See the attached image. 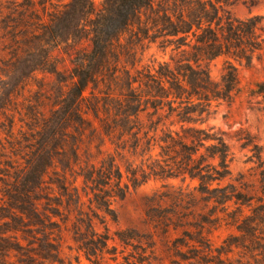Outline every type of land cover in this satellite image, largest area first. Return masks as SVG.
Instances as JSON below:
<instances>
[{
    "label": "trees",
    "instance_id": "trees-1",
    "mask_svg": "<svg viewBox=\"0 0 264 264\" xmlns=\"http://www.w3.org/2000/svg\"><path fill=\"white\" fill-rule=\"evenodd\" d=\"M228 1L166 0L156 7L153 0H102L98 9L95 0H69L43 7L41 15L33 5L9 2L3 52H37L21 83L36 81L38 73L54 80L43 78L34 101L24 99L18 130L0 107L8 122L0 123L6 132L0 148L10 154L0 159L10 178L0 191V264H71L62 249L66 237L91 264H145L150 238L134 231L111 235L108 222L117 220L113 202L150 180L197 181L194 192L213 204L197 222L174 224V230H196H185L178 243L208 246L210 228L223 221L213 218L220 207L227 225L264 240L256 233L264 229V196L246 215L244 207L256 197L221 185L230 175V149L222 132L202 127L215 103H231L241 92L233 67L215 83L210 62L223 55L250 61L264 44L260 19L233 18L223 8ZM143 11L153 15L150 28L142 27ZM66 36L86 39L89 47L75 50L71 68L62 72L50 49ZM146 40L173 46L169 61L139 67L136 50ZM10 75L0 67V84L8 86ZM257 88L264 95V83ZM124 160L122 171L118 161ZM183 198L180 192V204ZM231 202L239 206L228 213ZM148 217L169 233L167 216L164 222Z\"/></svg>",
    "mask_w": 264,
    "mask_h": 264
},
{
    "label": "rangeland",
    "instance_id": "rangeland-1",
    "mask_svg": "<svg viewBox=\"0 0 264 264\" xmlns=\"http://www.w3.org/2000/svg\"><path fill=\"white\" fill-rule=\"evenodd\" d=\"M15 0H0V67L10 71L11 75L7 79L8 86L0 84V107L5 106L7 116L10 120H15L17 130L23 126L22 116L19 112L25 98L34 101L37 86L43 78L46 82H53L54 77L47 74L38 73L36 81H26L21 83L23 73H27L37 60V52H3L8 44V23L5 18L10 6L9 2ZM157 7L161 1L153 0ZM215 3V0H211ZM23 6H32L39 14L42 8H51L50 4H66L69 0H17ZM45 3V4H44ZM44 4V5H43ZM98 9H101L102 0H95ZM225 12L238 20H246L257 17L260 19L259 27L262 28L261 39L264 40V0H230L223 4ZM28 8V7H26ZM153 15L151 11H143L141 14L142 27H151ZM137 27H135V31ZM129 35H125L128 39ZM57 48H51L53 63L62 72H67L71 68V60L75 55V50L89 47V41L84 39L81 43L75 42L73 38L67 40ZM146 40L142 46L136 50V63L139 67L151 66L153 62L169 61L173 46L163 48L161 40L150 42ZM228 67H233L239 77L240 94L231 103L219 102L213 105L210 116L204 117L203 128L214 129V132H222L224 139L230 149V175L221 183L222 186L233 185L239 191L256 197L252 207H244L246 215H252L251 209L256 206V200L264 196V95L257 94L258 84L264 83V44L262 50L253 54L250 61L239 59L230 55H223L209 64L210 78L215 83H220ZM26 84H29L26 87ZM53 85H51L52 87ZM26 87V88H25ZM1 114V113H0ZM0 123L7 126L6 119L0 116ZM0 134L5 142V128L0 125ZM0 159L2 162L8 161L10 154L0 148ZM129 163L135 159L127 157ZM23 163V161H20ZM118 163L125 171L126 160ZM135 162V166L139 165ZM215 164V163H214ZM7 167H0V191L2 192L10 178L6 176ZM197 181L187 179L159 181L150 180L137 190H132L123 200H115L112 209L116 214V222H108L110 234L117 231H134L147 236L153 243L152 249L147 252L148 260L145 264H264V240H253L250 236H243L235 227L227 225L230 220L222 208H218L213 218H221L223 221L210 228L208 237L210 244L201 246L196 241H190L187 245L183 242L186 238L184 231L188 230L194 234V227L186 226L174 230V224L183 222L193 224L200 220L201 214H206L213 208L210 203L206 206L200 196L194 192ZM166 186V187H165ZM184 194V201L179 203V193ZM169 194V198H162L161 195ZM180 204V205H178ZM177 206V207H176ZM206 206V209L204 210ZM239 205L235 202L228 204V213H233ZM148 214L162 217L164 222L167 216V224H171L169 233H164V225L150 220ZM97 230L104 232V227L98 224ZM264 229H259L256 233L259 237ZM196 238V235H195ZM179 239H182L178 243ZM113 245V243H112ZM118 246V244H117ZM73 249L72 251L70 249ZM63 254L71 264H91L82 253L75 250V246L69 237L63 242ZM122 250V248H119ZM133 252L132 248L127 251ZM120 263H124L122 257Z\"/></svg>",
    "mask_w": 264,
    "mask_h": 264
}]
</instances>
